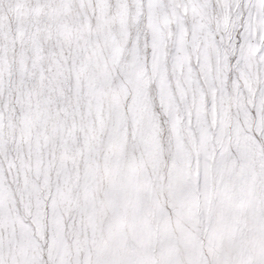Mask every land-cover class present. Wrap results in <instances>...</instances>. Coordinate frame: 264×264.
I'll use <instances>...</instances> for the list:
<instances>
[{"label":"snow or ice","instance_id":"obj_1","mask_svg":"<svg viewBox=\"0 0 264 264\" xmlns=\"http://www.w3.org/2000/svg\"><path fill=\"white\" fill-rule=\"evenodd\" d=\"M0 264H264V0H0Z\"/></svg>","mask_w":264,"mask_h":264}]
</instances>
